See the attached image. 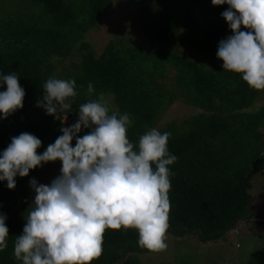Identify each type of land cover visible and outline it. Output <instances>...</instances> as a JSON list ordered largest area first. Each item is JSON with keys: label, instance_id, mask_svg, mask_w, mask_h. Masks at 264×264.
Wrapping results in <instances>:
<instances>
[{"label": "trees", "instance_id": "trees-1", "mask_svg": "<svg viewBox=\"0 0 264 264\" xmlns=\"http://www.w3.org/2000/svg\"><path fill=\"white\" fill-rule=\"evenodd\" d=\"M112 1L80 0L72 9L69 0H0V75L15 73L26 93L23 108L0 119V153L12 137L24 132L42 141L38 153L54 143L64 124L37 104L49 78L74 79L77 96L59 118L67 114L73 125L81 104L103 96L113 101L110 114L129 115L127 135L134 145L151 128L171 133L174 140L169 137L168 150L177 160L169 166L167 232L195 233L204 242L218 240L251 218L253 182L242 167L256 165L264 148V107L248 113L261 91L250 89L239 74L223 70V61L216 56L219 42L232 35L221 15L228 5H207L208 0H130L139 13L149 51L117 39L96 56L83 38L90 28L99 27ZM201 3L199 21L194 14ZM74 34L79 37L71 47L68 35ZM181 42L191 56L171 49ZM68 56L75 68L65 76L62 60ZM89 83L95 90L91 95ZM4 90L6 85L0 87ZM179 95L185 99L183 110L189 118L164 123L169 112L180 113ZM40 169L30 170L27 177L17 176L13 190L7 181H0V213L7 217L9 237L18 221L16 204L24 200ZM9 237L7 248L0 251V264H20L12 259ZM137 241L134 229H107L103 253L91 264H143L138 254L148 250ZM245 264H264V246Z\"/></svg>", "mask_w": 264, "mask_h": 264}, {"label": "clouds", "instance_id": "clouds-1", "mask_svg": "<svg viewBox=\"0 0 264 264\" xmlns=\"http://www.w3.org/2000/svg\"><path fill=\"white\" fill-rule=\"evenodd\" d=\"M227 4L221 13L232 35L218 44L216 56L225 71L239 74L248 87L264 91V0H211ZM0 119L24 106L25 90L15 73L0 75ZM37 106L59 118L77 96L74 79L49 78ZM89 83L87 93H94ZM65 120L61 121L62 125ZM128 114L111 112L101 96L78 109V119L62 126L58 136L42 152V141L24 132L12 137L0 153V181L10 190L16 177L49 162H61L60 174L50 184L30 180L35 198L29 207L23 232L14 243L20 264H91L103 253L107 229L138 233V246L149 251L167 248L171 190L170 165L177 157L168 150L169 132L151 128L128 139ZM83 129L87 134L79 135ZM75 140V146H73ZM0 213V251L7 248L9 229Z\"/></svg>", "mask_w": 264, "mask_h": 264}, {"label": "rangeland", "instance_id": "rangeland-1", "mask_svg": "<svg viewBox=\"0 0 264 264\" xmlns=\"http://www.w3.org/2000/svg\"><path fill=\"white\" fill-rule=\"evenodd\" d=\"M15 2V0H12ZM22 1V0H18ZM206 1V0H205ZM25 3V1H23ZM69 7L74 9L80 0H69ZM203 2V1H201ZM211 0L207 1V5ZM212 4V3H211ZM4 7V6H3ZM202 7V3L195 9L196 19L201 21L198 13ZM76 10V9H75ZM7 8L3 9L6 12ZM41 22H44L42 17H39ZM47 22V21H46ZM142 23L139 20V13L130 0H113L111 5L101 20L99 27L90 28L85 34L83 40L91 45L96 56H99L104 47L112 40L121 39L122 42L129 47H137L144 51H149L148 39L142 31ZM78 35V36H77ZM69 36V44L71 47L75 43L79 34ZM74 47V46H73ZM178 49L185 56H191V50L181 42L177 46L171 48ZM77 61L76 55L72 54ZM70 56L62 60V72L64 75L71 74L74 71L75 63L69 59ZM61 68V66H60ZM170 81V79L168 80ZM253 109L248 113L252 114L264 107V91H261L257 97ZM105 99V98H104ZM177 111L180 113H168L163 119L164 123L178 122L181 117L189 118V113H185V107L182 95L178 96ZM108 102L109 108L112 109L113 101L110 98L105 99ZM181 113L184 116H179ZM64 121V126H71L69 115L61 114L59 121ZM62 123V122H61ZM164 128V124H159V128ZM263 130V128L261 129ZM168 132V131H167ZM80 135V134H79ZM174 140V136L170 135ZM75 142V140H74ZM48 145L43 147V151ZM264 167V166H263ZM61 162H49L41 167L40 172L36 175L38 184H50L51 181L60 174ZM246 176L253 182L252 194L253 200L250 204L251 215L248 220L240 223L235 230L229 231L222 238L214 241H202L200 236L195 233L176 236L170 232L166 233L167 248L163 251H144L138 254V257L143 264H245L253 255V253L264 246V168L259 169L257 164L251 165L247 163L242 167ZM35 198V192L29 187V192L23 201H18L16 204L17 222L15 229L9 237V244L14 250V243L18 235L23 232L28 215V209L32 205ZM23 211H25L23 213ZM7 257H9L7 255ZM15 261V257H12Z\"/></svg>", "mask_w": 264, "mask_h": 264}, {"label": "water", "instance_id": "water-1", "mask_svg": "<svg viewBox=\"0 0 264 264\" xmlns=\"http://www.w3.org/2000/svg\"><path fill=\"white\" fill-rule=\"evenodd\" d=\"M263 155H264V148H262V150H261V152H260V156H259V158H258V162H257V166H258L259 169H261V167H260V163H261V160H262ZM241 225H243V223H242ZM227 233H228V232H227ZM227 233H226V234H227Z\"/></svg>", "mask_w": 264, "mask_h": 264}]
</instances>
